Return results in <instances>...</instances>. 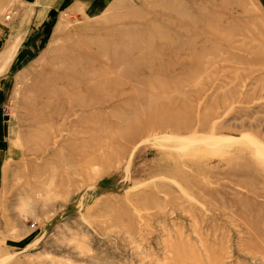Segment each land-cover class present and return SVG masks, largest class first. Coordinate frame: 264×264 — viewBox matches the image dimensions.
Returning <instances> with one entry per match:
<instances>
[{
    "label": "rangeland",
    "instance_id": "1",
    "mask_svg": "<svg viewBox=\"0 0 264 264\" xmlns=\"http://www.w3.org/2000/svg\"><path fill=\"white\" fill-rule=\"evenodd\" d=\"M48 2L17 11L0 264H264V0Z\"/></svg>",
    "mask_w": 264,
    "mask_h": 264
},
{
    "label": "crops",
    "instance_id": "2",
    "mask_svg": "<svg viewBox=\"0 0 264 264\" xmlns=\"http://www.w3.org/2000/svg\"><path fill=\"white\" fill-rule=\"evenodd\" d=\"M48 8L46 11L53 10L54 12H70L69 15H77L82 13L87 16H92L101 11H105L115 0H48ZM43 0H14L13 4L8 1L0 3V108L3 112V99L5 90L9 89L11 77L19 69V65L29 58L31 53V45L23 43L30 33L25 34L23 41L21 37H17L22 29L26 28L28 20L19 21L17 19V11L25 9L27 6L41 7ZM46 17V15H45ZM22 41V42H21ZM19 49V51H18ZM8 59V60H7ZM6 60V61H5ZM5 61L4 65L3 62ZM1 122V121H0Z\"/></svg>",
    "mask_w": 264,
    "mask_h": 264
},
{
    "label": "bare ground",
    "instance_id": "3",
    "mask_svg": "<svg viewBox=\"0 0 264 264\" xmlns=\"http://www.w3.org/2000/svg\"><path fill=\"white\" fill-rule=\"evenodd\" d=\"M90 94H93V96H95L94 95V93H90ZM98 98V99H97ZM97 98H95V97H93V99H92V104H89V105H87V106H84V105H76V106H81V107H84L86 110H89V109H92L93 107H95V106H97V105H100V106H102L103 104H105L106 102H109L110 101V97L109 98H105V99H101L99 96L97 97ZM89 106V107H88Z\"/></svg>",
    "mask_w": 264,
    "mask_h": 264
}]
</instances>
